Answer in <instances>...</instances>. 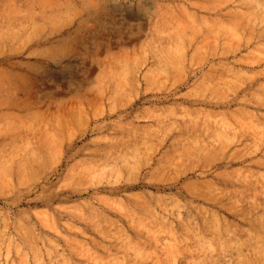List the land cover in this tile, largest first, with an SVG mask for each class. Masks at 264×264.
<instances>
[{
    "label": "rangeland",
    "instance_id": "obj_1",
    "mask_svg": "<svg viewBox=\"0 0 264 264\" xmlns=\"http://www.w3.org/2000/svg\"><path fill=\"white\" fill-rule=\"evenodd\" d=\"M263 177L264 0H0V264H260Z\"/></svg>",
    "mask_w": 264,
    "mask_h": 264
},
{
    "label": "bare ground",
    "instance_id": "obj_2",
    "mask_svg": "<svg viewBox=\"0 0 264 264\" xmlns=\"http://www.w3.org/2000/svg\"><path fill=\"white\" fill-rule=\"evenodd\" d=\"M52 158L55 159V156L48 153L47 151L39 152V153L35 154L34 159H36V163L28 164V167H27L28 169H26V171L22 175H24V176L31 175L32 180H34L35 178H37L41 174L40 167L42 166L44 161H47L48 159H52ZM246 191L248 192L246 194L243 192L244 193L243 199L246 200V203H247V205L244 208L245 211L253 214L258 209H261L262 214H264V177H263V182L261 183L260 187L251 185L248 189H246ZM230 196L233 198L235 197L233 194ZM176 204H177V202L173 201V205H176ZM235 206H237V204H235ZM239 206L241 207V205H239ZM150 212H147L146 214H148ZM217 219H218V215L212 214L210 216V220H211L210 223L214 224L215 222H217ZM155 222H156V225L159 227H153L150 229L151 230H160V229L164 228L167 231V235H168L169 239L171 240L172 245H176L178 243V241L180 242L181 236L183 235L184 232H190L191 237H193L192 239H195V240H204L207 237V235L202 233L203 228H200L199 224H202V223L200 221H197V219L195 217H191L187 220L184 219L182 221L181 228L178 230L169 228L165 219L159 218V219H156ZM20 228H22V226ZM179 234H180V236H179ZM213 239H214V237H213ZM258 242H259V239L257 237L251 236L245 242H241V241L237 242L236 241L233 243H234L235 247H239V244H241V246H243V244H249L250 246H253L256 248V246L258 245ZM48 243L52 247L51 249H53L54 243L51 240H48ZM135 247L136 248L133 249L134 253L135 252L136 253H143V250L140 247H138L136 244H135ZM209 250L205 249V253H208ZM237 250L238 249H235V252H237ZM215 251L216 250L213 249L211 254H213ZM258 251H259V253L263 254V257H264V251L262 249H259ZM39 255H40L39 253L36 254L37 257H39ZM93 259H95V258H89L87 261H85V263L86 264H93V262H94ZM61 263L62 264H73L72 262L67 261V259H63V260L59 261V264H61ZM195 263L199 264V262H197V261H195ZM52 264H55V263L53 262ZM224 264H256V263L251 259H241L239 262L230 261V262H225ZM260 264H264V258L262 259V261H260Z\"/></svg>",
    "mask_w": 264,
    "mask_h": 264
}]
</instances>
